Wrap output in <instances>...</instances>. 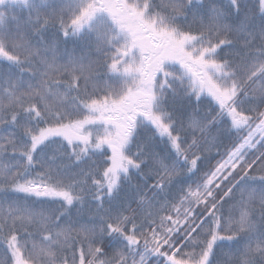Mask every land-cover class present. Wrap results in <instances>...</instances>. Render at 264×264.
Returning <instances> with one entry per match:
<instances>
[{
	"label": "snow or ice",
	"instance_id": "obj_1",
	"mask_svg": "<svg viewBox=\"0 0 264 264\" xmlns=\"http://www.w3.org/2000/svg\"><path fill=\"white\" fill-rule=\"evenodd\" d=\"M0 264H264V0H0Z\"/></svg>",
	"mask_w": 264,
	"mask_h": 264
}]
</instances>
